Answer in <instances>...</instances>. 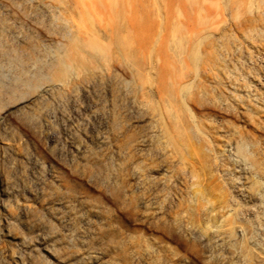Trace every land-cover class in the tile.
<instances>
[{"label":"rangeland","instance_id":"374dc122","mask_svg":"<svg viewBox=\"0 0 264 264\" xmlns=\"http://www.w3.org/2000/svg\"><path fill=\"white\" fill-rule=\"evenodd\" d=\"M130 14L67 67L64 16L0 0V264H264V0Z\"/></svg>","mask_w":264,"mask_h":264},{"label":"bare ground","instance_id":"6f19581e","mask_svg":"<svg viewBox=\"0 0 264 264\" xmlns=\"http://www.w3.org/2000/svg\"><path fill=\"white\" fill-rule=\"evenodd\" d=\"M132 5L133 0H47V12L62 14L72 30L65 65L86 61L84 48L98 50L100 37L110 43L125 39L137 23L130 14Z\"/></svg>","mask_w":264,"mask_h":264}]
</instances>
